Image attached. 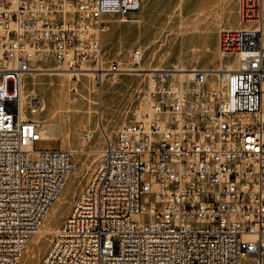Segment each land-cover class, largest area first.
Returning <instances> with one entry per match:
<instances>
[{"label": "built area", "instance_id": "obj_1", "mask_svg": "<svg viewBox=\"0 0 264 264\" xmlns=\"http://www.w3.org/2000/svg\"><path fill=\"white\" fill-rule=\"evenodd\" d=\"M140 7L0 0V264L18 262L76 166L69 148H34L42 127L28 112L46 101L23 77L40 57L66 79L91 70L100 85L140 71L144 82L104 135V172L94 168L39 264H264L263 0H239L240 25L218 30V53L235 64L152 72L104 55L106 14L128 22ZM142 56L133 47L129 63ZM92 135L78 130L81 141Z\"/></svg>", "mask_w": 264, "mask_h": 264}, {"label": "rangeland", "instance_id": "obj_2", "mask_svg": "<svg viewBox=\"0 0 264 264\" xmlns=\"http://www.w3.org/2000/svg\"><path fill=\"white\" fill-rule=\"evenodd\" d=\"M179 11L182 17L192 23L188 28L189 32L169 34L167 31L174 26L175 19L181 17ZM238 11L239 0H159V8L150 13L146 25L138 20L119 22L116 15L106 14L108 29L102 38L104 55L108 59L116 58L122 66L136 69V64L129 63L128 53L137 44L147 43L145 57L151 52L156 58H164L171 67L175 63L183 62L197 65L209 63L212 58L218 59L211 50L216 41V28L218 25H234L240 21ZM127 16L131 18L141 15L128 12ZM194 27L198 31H194ZM156 39L159 41L155 42ZM162 40H167V45L165 41L161 42ZM166 46L171 49L167 56L166 51L160 53ZM224 60L232 64L237 62L235 56L226 57ZM54 64L52 57H40L30 62L32 67L42 69H52ZM142 65L145 67L143 63ZM151 70L153 68H145L144 72H152ZM143 77L144 74L140 71H129L116 77L107 76L99 85L92 74L86 73L80 75L79 79H66L63 73L57 71L51 74L29 71L24 75V90L28 91L33 87L46 101L43 111L28 112V116L43 122V125L49 121L44 128L47 132L55 134V137L48 136L36 140L34 148H69L74 151L76 166L41 227L46 224L45 227L52 232L32 236L29 239L28 252L26 248L16 264H39L51 243L54 229L68 215L74 197L87 183L94 168L96 169L100 160L99 150L104 146L105 133L109 137L114 136L124 118V108L137 94L136 86L144 82ZM122 100L124 102L120 106ZM89 107L93 111L92 114L87 111ZM82 127L93 132L87 141L78 138V130ZM241 264H254V259L243 257Z\"/></svg>", "mask_w": 264, "mask_h": 264}, {"label": "crops", "instance_id": "obj_3", "mask_svg": "<svg viewBox=\"0 0 264 264\" xmlns=\"http://www.w3.org/2000/svg\"><path fill=\"white\" fill-rule=\"evenodd\" d=\"M263 5H264V0H263ZM155 8H157V9L159 8V0H141V7H140L139 11H132L134 13L135 12L138 13L141 16L131 17V21L138 20L139 23L146 25L149 22L148 21V17L150 15V13ZM139 19H141L142 21L139 20ZM238 25H240V21L239 20L234 25H227V26L226 25H218V27L216 28V33H215L216 34V41L212 45L211 50H213L215 55L218 56V59L212 58V59L209 60V63H204V64H201V65L200 64L197 65V64H194V63L183 62L182 64L175 63L174 66H178V67H188V66L217 67L222 62H225L224 58L221 57L219 55V53H218V30L222 26L223 27H236ZM263 34H264V7H263ZM102 38H103V35H102ZM102 43H103V41H102ZM137 45L140 46L142 48V50H143V56H142V59L140 61L141 63H143L145 65V67H143V68L150 69V68H167V67H171V65H169L164 58L163 59L156 58L155 55L151 54V52H149L147 57H145L144 52H145V48L147 47V43H145L144 45H142V44H137ZM34 60H36V59H34ZM123 102H124L123 100L120 102V106L123 104ZM32 119H35V118H32ZM41 127H42V130H43L42 123H41ZM48 136L55 137V134L53 135V134L47 132L46 128H44V130L42 131V137H48Z\"/></svg>", "mask_w": 264, "mask_h": 264}, {"label": "bare ground", "instance_id": "obj_4", "mask_svg": "<svg viewBox=\"0 0 264 264\" xmlns=\"http://www.w3.org/2000/svg\"><path fill=\"white\" fill-rule=\"evenodd\" d=\"M179 15H181V17H179L178 19H175V21L173 22V24H174V26L173 27H171L168 31H167V33H177V34H183V33H188L189 31H188V28L189 27H191V25H192V23L191 22H189L188 21V19L187 18H184V17H182V13L179 11ZM240 19V18H239ZM195 21V20H194ZM241 22V21H240ZM190 24V25H189ZM193 28V27H192ZM195 30H197V28H195L194 27V31ZM198 31V30H197ZM196 31V32H197ZM159 40H157L156 39V41L155 42H158ZM166 42V45H167V40H162L161 42ZM163 44V43H162ZM166 51V56H167V53H169V52H171V49L169 48V46H166L165 48H162V50H161V52L160 53H163V52H165ZM168 51V52H167ZM165 56V57H166ZM139 68H143V65H142V63L139 61V63L136 65V69H139ZM35 69H37V70H34V72L33 73H35V72H47L48 74H51V73H53V72H55V71H57V72H60V73H66V72H64V71H61V70H55V68L53 69H46V70H40V69H42L41 67H36ZM144 71H145V68H144ZM152 71V70H151ZM84 73H86V74H88V75H91L93 72H91V70H86ZM67 74V73H66ZM80 77V76H79ZM25 91H23V93H22V101H24V97H25ZM87 111L89 112V113H93V111H92V109H91V107H89V108H87ZM23 116H26L25 114L23 115ZM42 123V125H43V122H41ZM51 123H54V122H51ZM49 124V121H47L46 123H45V125H48ZM45 125H43V130H44V126ZM49 127V126H48ZM54 128V127H53ZM104 129V128H103ZM42 130V131H43ZM54 130V129H53ZM49 132V131H48ZM106 134V133H105ZM100 158V157H99ZM104 172V165L103 164H100V160L98 161V163H97V166H96V169H95V173H103ZM44 223V222H43ZM45 226H46V224H45ZM43 227V228H41L40 229V234L41 233H45V232H48V233H50V232H52L51 230H48L46 227ZM28 244H29V242L27 243V245H26V247H25V249L27 248V252H28Z\"/></svg>", "mask_w": 264, "mask_h": 264}]
</instances>
